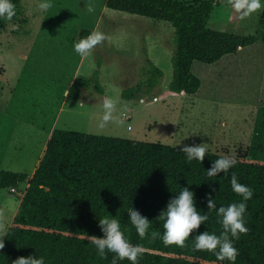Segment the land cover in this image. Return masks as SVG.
I'll return each mask as SVG.
<instances>
[{"label": "rangeland", "instance_id": "rangeland-1", "mask_svg": "<svg viewBox=\"0 0 264 264\" xmlns=\"http://www.w3.org/2000/svg\"><path fill=\"white\" fill-rule=\"evenodd\" d=\"M41 2L19 0L0 29L1 170L30 177L54 128L178 148L204 143L211 152L264 160V8L241 18L230 6L214 7L209 28L252 34L256 41L217 63L195 62L192 72L201 85L186 95L167 88L174 48L169 23L107 8L104 0H53L47 10L39 8ZM81 28L107 36L86 57L73 49ZM149 62L163 71L152 93L121 98L124 89L150 75ZM95 69L103 91L90 82L77 103H65L73 80ZM104 95L117 99V119L101 126ZM26 184L15 192L0 189L2 240Z\"/></svg>", "mask_w": 264, "mask_h": 264}, {"label": "trees", "instance_id": "trees-1", "mask_svg": "<svg viewBox=\"0 0 264 264\" xmlns=\"http://www.w3.org/2000/svg\"><path fill=\"white\" fill-rule=\"evenodd\" d=\"M15 7L19 0H13ZM107 8L169 23L174 29L171 55L172 75L168 90L194 95L201 81L192 72L195 62L213 64L226 55L251 46L256 37L209 28L207 23L216 5L228 0H104ZM4 19H0V29ZM81 28L75 40L87 36ZM149 76L124 89L121 98H143L163 76L149 62ZM95 69L90 77L78 76L70 84L65 103L79 101L82 88L90 82L102 92ZM149 98V97H148ZM246 153L207 151L202 162L188 161L178 147L134 139L52 129L30 177L25 173L0 169V189L16 188L27 182L0 248V264H12L19 256H43L45 264H112L113 254L101 259L91 241L102 236L101 218L117 219L129 241L142 249L139 264H232L218 259L214 252L193 250L189 236L185 246L164 245L157 237L141 239L128 216L133 207L150 220V231L163 232L160 211L182 187L194 192L200 212H206L207 199L217 208L239 201L231 187L234 172L238 182L252 188L245 213L248 231L234 241L238 255L234 264H264V160ZM221 156L237 163L227 175L208 176L207 169ZM209 185L216 189L211 191ZM222 231L216 209L209 211L202 231ZM120 264H131L126 258Z\"/></svg>", "mask_w": 264, "mask_h": 264}, {"label": "clouds", "instance_id": "clouds-1", "mask_svg": "<svg viewBox=\"0 0 264 264\" xmlns=\"http://www.w3.org/2000/svg\"><path fill=\"white\" fill-rule=\"evenodd\" d=\"M228 5L239 13L241 18L250 16L253 12L264 8V0H228ZM42 10H47L53 6V0H42L38 5ZM87 11L92 13L94 7L89 4ZM16 13V7L13 0H0V19L11 20ZM13 28L17 25L13 24ZM107 39L103 31L93 29L87 36L80 37L73 42L74 51L81 57H86L99 44ZM67 95V92L65 93ZM117 99L104 95L102 97L103 114L100 118V124L116 120L114 116L117 106ZM123 122V121H119ZM179 150L185 153L188 161L198 160L202 162L208 151L204 143L183 145ZM237 163L234 157L221 156L212 161L211 166L207 169L208 176H216L220 173L228 174ZM212 192L216 189L209 185ZM232 190L238 194L241 199L228 205H221L217 208L213 198L207 199L208 211L200 212L195 203L194 192L188 186L182 187L177 194L171 197L167 205L160 211L158 217L163 222V232L151 230L150 220L142 215L135 208L129 210L131 224L135 227L138 236L143 239L146 236L151 239L159 237L164 245L175 244L185 246L188 237L193 236L190 242L193 250H208L215 253L218 259L234 262L238 255V249L234 246V241L239 239L241 233L248 231L245 224V213L247 201L252 198L253 190L251 187L238 182L237 175L233 172L231 175ZM216 209L218 222L222 226V231L209 232L207 230L196 232L201 223L208 221L209 211ZM99 227L102 230V236H95L91 243L97 250L101 259H107V253L113 254L112 264H120L125 258L131 264H139V257L143 249L139 244H132L122 231L120 222L117 219L101 218ZM2 237V236H0ZM3 240L0 239V248L3 247ZM12 264H45L43 256L34 254L28 256H19L12 261Z\"/></svg>", "mask_w": 264, "mask_h": 264}, {"label": "built area", "instance_id": "built-area-1", "mask_svg": "<svg viewBox=\"0 0 264 264\" xmlns=\"http://www.w3.org/2000/svg\"><path fill=\"white\" fill-rule=\"evenodd\" d=\"M16 188H10V191L15 192Z\"/></svg>", "mask_w": 264, "mask_h": 264}, {"label": "crops", "instance_id": "crops-1", "mask_svg": "<svg viewBox=\"0 0 264 264\" xmlns=\"http://www.w3.org/2000/svg\"><path fill=\"white\" fill-rule=\"evenodd\" d=\"M221 59H222V58H221ZM221 59H220V60H221ZM220 60H219V61H220ZM219 61H217V62H219ZM217 62H215V63H217ZM193 65H194V64H193Z\"/></svg>", "mask_w": 264, "mask_h": 264}]
</instances>
